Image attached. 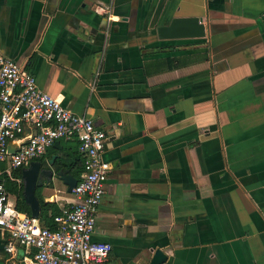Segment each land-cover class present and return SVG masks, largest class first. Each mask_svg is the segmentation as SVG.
<instances>
[{
	"label": "crops",
	"instance_id": "1",
	"mask_svg": "<svg viewBox=\"0 0 264 264\" xmlns=\"http://www.w3.org/2000/svg\"><path fill=\"white\" fill-rule=\"evenodd\" d=\"M0 56L105 133L101 264H264V0H0ZM52 156L78 179L75 141ZM36 197L75 202L60 182Z\"/></svg>",
	"mask_w": 264,
	"mask_h": 264
},
{
	"label": "built area",
	"instance_id": "2",
	"mask_svg": "<svg viewBox=\"0 0 264 264\" xmlns=\"http://www.w3.org/2000/svg\"><path fill=\"white\" fill-rule=\"evenodd\" d=\"M99 10L109 14L107 7ZM72 140L82 156V171L70 192L75 202L52 218L53 229L39 227L37 220L15 209L4 189V176L40 159L53 143ZM105 140V133L90 119L60 105L36 86L30 73L0 56V233L6 236L5 255L12 258L18 247L24 264H101L106 260L110 245L91 241L110 169L101 158Z\"/></svg>",
	"mask_w": 264,
	"mask_h": 264
},
{
	"label": "water",
	"instance_id": "3",
	"mask_svg": "<svg viewBox=\"0 0 264 264\" xmlns=\"http://www.w3.org/2000/svg\"><path fill=\"white\" fill-rule=\"evenodd\" d=\"M58 142L53 143V146ZM54 156L51 157L49 162L42 164L39 161L31 162L26 168L21 169L20 181L22 185V200L28 207L29 216L32 219H37L40 213V203L36 197V191L38 189H44V187L54 188V184L60 182L65 188L66 192L70 193L72 188L76 184V179L67 173L62 167L53 165ZM48 199L41 198L40 201L45 204ZM4 241L0 240V251H2ZM166 260L165 255L155 249L150 257L148 264H162ZM0 264H4V260L0 258Z\"/></svg>",
	"mask_w": 264,
	"mask_h": 264
},
{
	"label": "trees",
	"instance_id": "4",
	"mask_svg": "<svg viewBox=\"0 0 264 264\" xmlns=\"http://www.w3.org/2000/svg\"><path fill=\"white\" fill-rule=\"evenodd\" d=\"M79 155V154H78ZM78 159L74 158L73 165L77 164ZM81 171H82V164H81ZM4 189L10 196L14 199L15 209L24 213V215L29 216L28 207L24 204L22 200V185L21 183L17 182L20 179V172L19 170L12 171V173L7 174L4 176ZM40 203V202H39ZM50 205L42 204L40 205V213L39 218L40 222L46 227H51L49 224H45L44 222H52V218L57 214L56 211L50 209ZM51 210V211H49Z\"/></svg>",
	"mask_w": 264,
	"mask_h": 264
},
{
	"label": "rangeland",
	"instance_id": "5",
	"mask_svg": "<svg viewBox=\"0 0 264 264\" xmlns=\"http://www.w3.org/2000/svg\"><path fill=\"white\" fill-rule=\"evenodd\" d=\"M10 201H11V199H9ZM6 236H4V238H5Z\"/></svg>",
	"mask_w": 264,
	"mask_h": 264
}]
</instances>
